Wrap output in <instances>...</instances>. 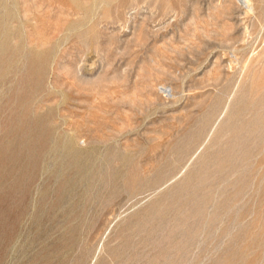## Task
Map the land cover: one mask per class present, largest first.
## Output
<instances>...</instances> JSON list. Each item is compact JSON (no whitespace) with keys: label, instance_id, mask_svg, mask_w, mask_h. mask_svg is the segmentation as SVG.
<instances>
[{"label":"rangeland","instance_id":"374dc122","mask_svg":"<svg viewBox=\"0 0 264 264\" xmlns=\"http://www.w3.org/2000/svg\"><path fill=\"white\" fill-rule=\"evenodd\" d=\"M249 1L0 0V264H264Z\"/></svg>","mask_w":264,"mask_h":264},{"label":"bare ground","instance_id":"6f19581e","mask_svg":"<svg viewBox=\"0 0 264 264\" xmlns=\"http://www.w3.org/2000/svg\"><path fill=\"white\" fill-rule=\"evenodd\" d=\"M240 1L242 2V1H244V0H240ZM245 1H247L248 3H250V1H249V0H245ZM249 7H251V6H249ZM251 9H252V8H251ZM258 88H259V87H258Z\"/></svg>","mask_w":264,"mask_h":264}]
</instances>
